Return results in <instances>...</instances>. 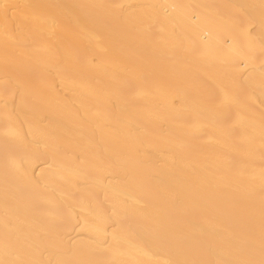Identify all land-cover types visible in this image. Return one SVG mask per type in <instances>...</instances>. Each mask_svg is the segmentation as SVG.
<instances>
[{"label":"bare ground","instance_id":"6f19581e","mask_svg":"<svg viewBox=\"0 0 264 264\" xmlns=\"http://www.w3.org/2000/svg\"><path fill=\"white\" fill-rule=\"evenodd\" d=\"M0 264H264V0H0Z\"/></svg>","mask_w":264,"mask_h":264}]
</instances>
